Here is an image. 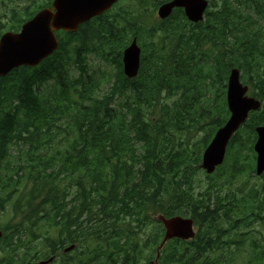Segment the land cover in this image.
Segmentation results:
<instances>
[{
	"label": "trees",
	"instance_id": "obj_1",
	"mask_svg": "<svg viewBox=\"0 0 264 264\" xmlns=\"http://www.w3.org/2000/svg\"><path fill=\"white\" fill-rule=\"evenodd\" d=\"M50 1L0 0V35ZM165 1L134 0L59 31L38 65L0 76V209H12L0 264H264V171L255 175L253 151L264 125V0H210L198 22L181 8L158 19ZM132 37L140 65L128 79L121 54ZM89 55L114 69L110 78L94 76ZM232 67L261 106L207 174L201 156L229 116ZM158 214L190 217L195 234L166 241L155 261Z\"/></svg>",
	"mask_w": 264,
	"mask_h": 264
},
{
	"label": "water",
	"instance_id": "obj_2",
	"mask_svg": "<svg viewBox=\"0 0 264 264\" xmlns=\"http://www.w3.org/2000/svg\"><path fill=\"white\" fill-rule=\"evenodd\" d=\"M116 0H53L50 7L38 11L31 19L21 25L18 32H4L0 36V76L21 65L29 67L40 63L50 55L58 45L55 31H74L77 26L90 18L108 10ZM207 6L206 0H170L157 8V16L166 18L174 7H182L187 19L198 22L203 18ZM139 47L133 38L122 52V71L127 78L136 76L139 68ZM247 85L239 79V70L231 68L227 79L226 101L229 117L218 128L202 153L200 167L206 173H212L223 162L226 145L231 136L244 123L248 113L260 107V101L247 95ZM256 140L253 145L256 154L255 172L264 170V125L255 128ZM164 227V235L157 246L159 250L172 238L188 240L194 237L193 221L189 217H155ZM2 231L0 230V238ZM73 245L63 249L68 252ZM49 257L33 264H48Z\"/></svg>",
	"mask_w": 264,
	"mask_h": 264
},
{
	"label": "rangeland",
	"instance_id": "obj_3",
	"mask_svg": "<svg viewBox=\"0 0 264 264\" xmlns=\"http://www.w3.org/2000/svg\"><path fill=\"white\" fill-rule=\"evenodd\" d=\"M132 3H133V0H121V2H120V4L122 6L128 7L129 9H133L132 8ZM1 7H2V4L0 3V13H1ZM211 7L215 8V6H211ZM154 14H155V12H154ZM87 63H88L89 70L94 74V76L97 79H101L103 77L108 79V78L111 77L112 73L114 72V69L110 65L106 64L104 61L100 60L99 58H97L95 56L89 55ZM102 88L103 89L107 88V82L106 81L102 82ZM198 176H199L200 180H203V175H202L201 172H199ZM254 180H255L254 178L250 179V181H254ZM22 186H23V184H19V188L22 187ZM11 211H12L11 203H5L4 204V209H0V224H5L8 221V219L10 218ZM254 227L256 229H259L256 225ZM246 230H248V229H245V231ZM252 233H253L254 237L261 238V235H259L258 232L254 231ZM240 255L243 257V255H245V254L243 252V255L242 254H240ZM236 261L241 263L242 258L239 257V258H237Z\"/></svg>",
	"mask_w": 264,
	"mask_h": 264
},
{
	"label": "bare ground",
	"instance_id": "obj_4",
	"mask_svg": "<svg viewBox=\"0 0 264 264\" xmlns=\"http://www.w3.org/2000/svg\"><path fill=\"white\" fill-rule=\"evenodd\" d=\"M226 86H227V83H226Z\"/></svg>",
	"mask_w": 264,
	"mask_h": 264
}]
</instances>
